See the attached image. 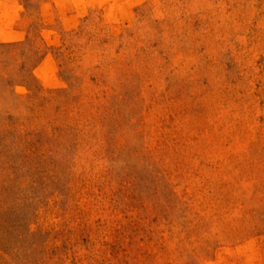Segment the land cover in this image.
I'll return each instance as SVG.
<instances>
[{
  "label": "rangeland",
  "instance_id": "rangeland-1",
  "mask_svg": "<svg viewBox=\"0 0 264 264\" xmlns=\"http://www.w3.org/2000/svg\"><path fill=\"white\" fill-rule=\"evenodd\" d=\"M0 264H264V0H0Z\"/></svg>",
  "mask_w": 264,
  "mask_h": 264
}]
</instances>
